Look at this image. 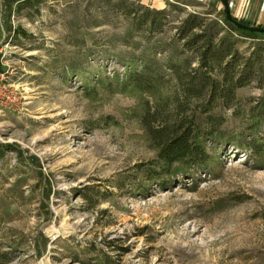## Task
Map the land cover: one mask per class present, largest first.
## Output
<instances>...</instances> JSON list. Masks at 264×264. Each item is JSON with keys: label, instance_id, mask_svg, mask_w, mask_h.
Masks as SVG:
<instances>
[{"label": "rangeland", "instance_id": "obj_1", "mask_svg": "<svg viewBox=\"0 0 264 264\" xmlns=\"http://www.w3.org/2000/svg\"><path fill=\"white\" fill-rule=\"evenodd\" d=\"M132 1L169 11L165 34L128 36L118 7L127 0H27L0 11V72L27 104L0 111V264H264V162L244 148L254 134L264 139V123L253 129L249 117L264 85L215 111L224 125L222 142L207 143L213 164L165 189H140L158 162L142 122L153 100L120 85L124 65L146 60L163 70L168 95L173 28L191 13L222 25L224 3ZM246 2L232 15L244 6L249 17L237 19L264 28V0ZM235 38L244 56L258 44Z\"/></svg>", "mask_w": 264, "mask_h": 264}, {"label": "trees", "instance_id": "obj_2", "mask_svg": "<svg viewBox=\"0 0 264 264\" xmlns=\"http://www.w3.org/2000/svg\"><path fill=\"white\" fill-rule=\"evenodd\" d=\"M26 1L5 0L4 5ZM127 1L118 7L127 21L128 36L134 31L146 35V38L165 34L169 11L150 9L136 1ZM217 1L223 3V0ZM170 7L177 10L173 5ZM230 15L237 20L231 10ZM220 16L222 25L207 14L191 13L173 28L174 34L163 50L169 53L165 69L171 72L174 81L168 95L164 96L161 91L165 78L162 69H153L146 60L140 67H135V62L124 65L126 74L120 85L153 100L142 122L157 152L158 162L143 172L140 189L145 188L144 184L151 183L165 189L172 180L187 179L194 171L211 166L213 158L207 143L223 140L224 123L219 121L221 117L215 111L229 107L236 100L239 89L252 83L264 85V33L239 29L227 19L225 8L220 11ZM237 21L255 27L254 24ZM14 34L28 35L22 28H16ZM235 35L258 42L249 56L239 51ZM188 53L191 58L182 56ZM249 117L253 129L264 123V99L250 108ZM244 148L251 151L256 164L264 162L263 138L252 135ZM87 190L89 188H85L84 198L89 201ZM103 255L107 258L106 254L97 252L99 263L105 259L101 258Z\"/></svg>", "mask_w": 264, "mask_h": 264}, {"label": "built area", "instance_id": "obj_3", "mask_svg": "<svg viewBox=\"0 0 264 264\" xmlns=\"http://www.w3.org/2000/svg\"><path fill=\"white\" fill-rule=\"evenodd\" d=\"M25 1V0H23ZM202 4H208L213 0H196ZM235 1L240 0H230L229 9L233 10L235 6ZM5 0H0V11L3 10ZM246 2V0H241V3ZM247 3V2H246ZM238 5V4H237ZM242 5V4H241ZM261 12L264 13V2L261 5ZM237 18L247 19L249 17L246 7L242 6L237 11ZM237 19V20H241ZM2 53V49H0ZM23 93L20 88L12 82L7 72H0V111H11L15 113H22L26 110V100L24 99Z\"/></svg>", "mask_w": 264, "mask_h": 264}, {"label": "water", "instance_id": "obj_4", "mask_svg": "<svg viewBox=\"0 0 264 264\" xmlns=\"http://www.w3.org/2000/svg\"><path fill=\"white\" fill-rule=\"evenodd\" d=\"M224 3V8L226 11V15H227V19L232 22L234 25H236L239 29H243L252 33H264V28L262 27H250L248 25H244L242 23H240L237 20L232 19L231 15H230V9H229V3L227 0H223Z\"/></svg>", "mask_w": 264, "mask_h": 264}]
</instances>
